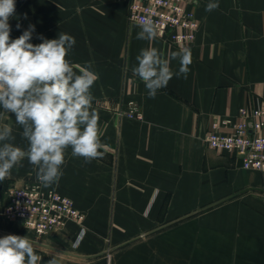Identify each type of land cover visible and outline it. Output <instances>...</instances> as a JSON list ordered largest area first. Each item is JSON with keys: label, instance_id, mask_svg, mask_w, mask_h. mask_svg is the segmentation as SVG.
Instances as JSON below:
<instances>
[{"label": "crops", "instance_id": "crops-1", "mask_svg": "<svg viewBox=\"0 0 264 264\" xmlns=\"http://www.w3.org/2000/svg\"><path fill=\"white\" fill-rule=\"evenodd\" d=\"M130 0H16L11 38L35 26L38 37L75 38L68 55L74 68L89 63L98 79L93 108L105 155L85 163L65 153L63 176L54 189L85 214L36 237L20 221H0V238L28 236L42 256L57 264H264V183L259 170L208 146L213 120L236 118L241 107H264V0H209L189 6L199 22L187 79L173 78L149 98L133 75L142 48L167 56L182 48L160 36L137 40L129 21ZM17 24L20 28H17ZM179 61L170 67L178 71ZM134 102L141 119L125 111ZM22 149L21 126L0 109ZM38 181L25 158L0 183V211L6 183Z\"/></svg>", "mask_w": 264, "mask_h": 264}, {"label": "clouds", "instance_id": "clouds-1", "mask_svg": "<svg viewBox=\"0 0 264 264\" xmlns=\"http://www.w3.org/2000/svg\"><path fill=\"white\" fill-rule=\"evenodd\" d=\"M218 8V0H209L205 11ZM15 11L16 0H0V109L14 115L27 148L14 143L11 125H0V181L26 158L36 169L37 180L49 187L63 176L67 149L85 163L105 155L91 92L98 75L90 63L78 70L73 67L67 57L76 41L67 33H59L56 39L40 36L42 42L34 45L30 40L35 26L30 25L12 39L9 20ZM138 27L137 40L157 39L158 25L151 18L141 20ZM172 60L179 61L176 72L170 67ZM136 61L133 75L144 83L148 97L155 98L173 76L187 79L191 50L182 48L165 56L157 48L147 47L140 50ZM41 261L28 236L9 234L0 238V264ZM47 264H57V260L53 257Z\"/></svg>", "mask_w": 264, "mask_h": 264}, {"label": "built area", "instance_id": "built-area-1", "mask_svg": "<svg viewBox=\"0 0 264 264\" xmlns=\"http://www.w3.org/2000/svg\"><path fill=\"white\" fill-rule=\"evenodd\" d=\"M194 0H130L127 18L139 24L151 18L158 25V34L173 45L184 48L199 29ZM125 115L141 119L142 111L129 103ZM210 148L228 152L242 159V166L260 171L264 183V107H241L236 118L213 120L206 135ZM2 213L20 221L36 237L61 228L67 219L82 222L85 214L73 200L54 189H45L39 181L10 184L5 191Z\"/></svg>", "mask_w": 264, "mask_h": 264}, {"label": "rangeland", "instance_id": "rangeland-1", "mask_svg": "<svg viewBox=\"0 0 264 264\" xmlns=\"http://www.w3.org/2000/svg\"><path fill=\"white\" fill-rule=\"evenodd\" d=\"M1 184H3V182H0ZM10 184H13V183H6L5 187H4V190L6 191V188L8 187V185ZM18 185V184H16ZM5 195V194H4ZM5 197V196H4ZM2 210L3 208H1V211H0V221H5V220H10L9 218H7L3 213H2ZM15 221V220H13Z\"/></svg>", "mask_w": 264, "mask_h": 264}, {"label": "water", "instance_id": "water-1", "mask_svg": "<svg viewBox=\"0 0 264 264\" xmlns=\"http://www.w3.org/2000/svg\"><path fill=\"white\" fill-rule=\"evenodd\" d=\"M238 162L240 165H242V159L241 158L238 159Z\"/></svg>", "mask_w": 264, "mask_h": 264}]
</instances>
